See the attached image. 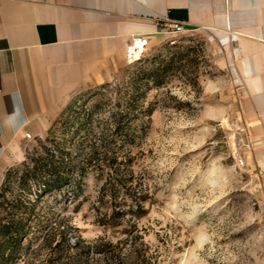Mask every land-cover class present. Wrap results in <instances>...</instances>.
<instances>
[{"label":"rangeland","instance_id":"374dc122","mask_svg":"<svg viewBox=\"0 0 264 264\" xmlns=\"http://www.w3.org/2000/svg\"><path fill=\"white\" fill-rule=\"evenodd\" d=\"M159 33L143 53L130 57L127 47L106 81L88 83L59 104L42 134L10 145L0 189L9 199H38L43 181L31 177L23 182V175L43 154V145L72 150L75 166L92 142L120 147L114 114L132 77L171 63L161 86L150 78L138 103L143 112L132 120L125 141L135 142L125 151L135 155L136 174L156 198L134 222L156 253V264H264V163H257L253 152L240 162L247 132L242 131L241 73L231 64L236 56L210 30ZM81 176L76 198L68 188L49 191L38 201L44 232L61 213L63 224L78 228L71 233L72 243L78 236L88 244L105 234L116 241L119 233H105L97 223L110 200L100 199L105 177L95 169ZM36 220L12 264H105L98 256L86 260L72 250L62 259L50 256Z\"/></svg>","mask_w":264,"mask_h":264},{"label":"crops","instance_id":"0c3cea01","mask_svg":"<svg viewBox=\"0 0 264 264\" xmlns=\"http://www.w3.org/2000/svg\"><path fill=\"white\" fill-rule=\"evenodd\" d=\"M222 37L242 82V119L264 163V0H0V186L6 152L49 126L63 101L106 81L157 19ZM148 44V43H147Z\"/></svg>","mask_w":264,"mask_h":264},{"label":"trees","instance_id":"16d2710c","mask_svg":"<svg viewBox=\"0 0 264 264\" xmlns=\"http://www.w3.org/2000/svg\"><path fill=\"white\" fill-rule=\"evenodd\" d=\"M171 66V63L161 62L155 69L141 70L132 77L129 91L118 101L119 112L114 114L115 130L122 140L120 147L115 146L118 142H102L99 147L97 142H92L89 152H85L75 166L72 150L43 145V154L34 159L33 165L23 175V182L31 177L43 181L38 199L35 202H25L18 197L9 199L5 189H0V264H12L22 255L23 245L33 231L34 219H37L36 231H40L44 243L50 247V256L57 254L62 259L72 250L78 251L77 254L86 260L98 256V260H103L105 264H156V253L145 242L144 235L134 222L149 212L146 203L153 205L156 198L136 174L133 167L135 155L125 151L127 144L135 142L125 141L130 139L132 120L143 112L138 103L144 97L150 78L161 86L167 73L173 69ZM90 169L99 171L105 177L101 202L106 197L110 198L104 203L106 212L97 215V223L105 233H119L118 239L114 241L105 234L87 244L78 236L72 243L71 233L78 228L63 224L65 216L61 213L50 229L44 232L41 214L36 213L38 201L49 191L62 193L68 188L70 195L76 198L80 188L77 180L82 179L81 175ZM72 259L75 261L74 257Z\"/></svg>","mask_w":264,"mask_h":264},{"label":"built area","instance_id":"2783aa9c","mask_svg":"<svg viewBox=\"0 0 264 264\" xmlns=\"http://www.w3.org/2000/svg\"><path fill=\"white\" fill-rule=\"evenodd\" d=\"M157 25H158L159 29L166 31V32H181V31H184V29H185L181 22L173 21V20L171 21V20H168L165 18L157 19ZM146 45H147V40L145 39V40H143V44H142V46L144 47V50H145ZM131 46L132 45L129 46V53H128V56L130 55V57H132ZM242 131L247 132V138L243 137V139H242V147H243L244 152H243V154H241V159H240L241 164H244L245 160H246V155H248V153L252 152L253 148H252V144H251L250 140L248 139L247 127L244 124L242 127ZM26 137L32 138L31 133H27Z\"/></svg>","mask_w":264,"mask_h":264},{"label":"bare ground","instance_id":"6f19581e","mask_svg":"<svg viewBox=\"0 0 264 264\" xmlns=\"http://www.w3.org/2000/svg\"><path fill=\"white\" fill-rule=\"evenodd\" d=\"M143 44V40H141L140 38L134 42V48L135 50H131V52L133 54H136L137 52H143L144 51V47L142 46ZM132 47V46H131Z\"/></svg>","mask_w":264,"mask_h":264}]
</instances>
